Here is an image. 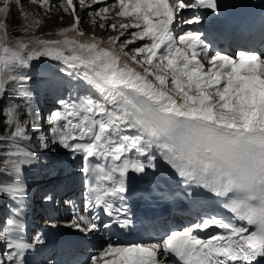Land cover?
Returning a JSON list of instances; mask_svg holds the SVG:
<instances>
[{"label":"snow or ice","instance_id":"snow-or-ice-1","mask_svg":"<svg viewBox=\"0 0 264 264\" xmlns=\"http://www.w3.org/2000/svg\"><path fill=\"white\" fill-rule=\"evenodd\" d=\"M12 2L0 0V199L16 207L0 221V264H27V250L46 243L41 234L25 239V166L49 139L82 157L86 191L68 227L85 237L132 226L130 173L151 169L162 198L175 185L201 209L157 242L110 236L87 264H264V18L258 35L217 26L216 39L233 49L226 53L210 50L198 30L177 32L219 15L220 0H78L94 27L118 33L106 39L81 27L76 0H16L17 17ZM25 2L73 23L37 36L43 20L26 15ZM113 17L118 22H105ZM40 58L59 62L77 81L74 98H58L48 115L50 138L25 71ZM213 227L221 231L198 234Z\"/></svg>","mask_w":264,"mask_h":264},{"label":"rangeland","instance_id":"rangeland-1","mask_svg":"<svg viewBox=\"0 0 264 264\" xmlns=\"http://www.w3.org/2000/svg\"><path fill=\"white\" fill-rule=\"evenodd\" d=\"M17 10H18V5L13 1L12 2V14H11L12 17H17V15H18ZM22 11L32 19L41 18L43 20L42 26L35 33L37 36H43L45 33H55L57 31L65 28L66 25L71 20V18L69 16L62 15V14L59 15V13L48 14L45 16L44 14H42V12L35 10L31 5L28 4L26 6L25 3H24ZM62 16H63V19H61ZM10 19H11V17H10ZM81 27L83 29L85 28L84 30L87 32L92 31V30H93V32H96L97 29L100 30L98 27L95 28L90 22H86V20L81 25ZM53 36H55V35H53ZM53 36H50V37H53ZM107 36H109V33H106V37ZM106 37H105V39H106ZM56 107H58V105H57V101L55 100L53 103V106L48 109L49 113L51 111H54L56 109ZM36 108L39 111L40 116L42 117V125H43V130L45 132V136H46V138H50L51 132L48 130L49 127L47 128V125L45 124V122H46L45 117L46 116L43 114V112H40L41 107L36 106ZM38 148H39L38 146L35 148V152L37 154V160L34 162L35 167H38L39 171L42 167L44 170L49 169L51 171H54L55 168H53L54 166H52V163H51L53 161V159H47L48 157L41 155L39 152L43 153V151H45V149H47V151H50V152H52V151L54 152L57 148H61V150H64V149L62 147H58L56 145L52 147V143L50 142V139H49V143H48L47 148L40 147L43 149L42 151H40V149H38ZM49 148H50V150H49ZM66 152H69V151H65V153ZM46 153H49V152H46ZM53 157L55 158V155ZM62 165H60V167L58 168V172L63 167ZM36 177H37V174L34 176V178H36Z\"/></svg>","mask_w":264,"mask_h":264},{"label":"bare ground","instance_id":"bare-ground-1","mask_svg":"<svg viewBox=\"0 0 264 264\" xmlns=\"http://www.w3.org/2000/svg\"><path fill=\"white\" fill-rule=\"evenodd\" d=\"M108 3H109V0H108ZM84 13H85V12L81 10L80 15H81V17H82L83 20H84V18H86V16H85ZM188 13H189V14H192L191 10H189ZM59 15H61V14H59ZM71 24H72V23H71V20H70V22L66 25V27H69ZM95 28H96V27H95ZM84 29H85V28H84ZM184 29H186V30H187V29H190V28H189V25H184ZM86 32H87V31H86ZM105 32H106V31L98 30V29H97L96 32H93V30H92V31H89L88 34H89V35H95V36H97L98 38H99V37H103V38H105V37H106ZM69 35H71V33H70ZM49 38H59V37L53 36V37H49ZM54 80L57 81V82H59V80H58V76H55V77H54ZM74 80H76V79L74 78ZM58 147H59V146H58ZM64 150H65V149H64ZM65 151H68V150H65ZM52 152H53V151H52ZM65 154H66V153L63 154V157L65 156ZM76 155L78 156L79 154H76ZM79 156H80V155H79ZM74 158H75L74 156H69L68 159L65 158L66 161L64 162L63 165L61 164L63 167L61 168L60 171H67L68 168H69V166L73 163ZM79 167H80V166H79ZM77 172H79V174H81L80 171H76V173H77ZM70 177H75V175H74V176H69V178H70ZM55 185H56V184L54 183L53 186H52V188H53ZM57 185H58V183H57ZM44 249H46V248H44Z\"/></svg>","mask_w":264,"mask_h":264}]
</instances>
